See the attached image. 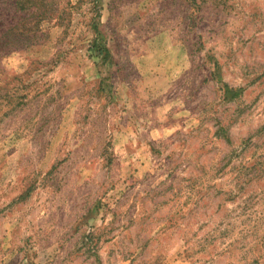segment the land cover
<instances>
[{"label":"rangeland","instance_id":"obj_1","mask_svg":"<svg viewBox=\"0 0 264 264\" xmlns=\"http://www.w3.org/2000/svg\"><path fill=\"white\" fill-rule=\"evenodd\" d=\"M14 2L0 264H264V0Z\"/></svg>","mask_w":264,"mask_h":264},{"label":"trees","instance_id":"obj_2","mask_svg":"<svg viewBox=\"0 0 264 264\" xmlns=\"http://www.w3.org/2000/svg\"><path fill=\"white\" fill-rule=\"evenodd\" d=\"M14 5L16 6L17 10L24 12V11H31L35 8L36 11H39L41 8L40 6L43 3V0H14ZM39 4V5H38ZM49 15L48 10H43L39 14L40 18L45 17ZM21 33L19 34L20 40L27 39L28 33L30 32V29H26L25 27H22L19 29ZM25 37V38H24ZM22 42V41H21ZM94 50L97 52L98 56L104 61L110 57L109 50L104 45H99L97 43L93 46ZM0 49V53H1Z\"/></svg>","mask_w":264,"mask_h":264}]
</instances>
